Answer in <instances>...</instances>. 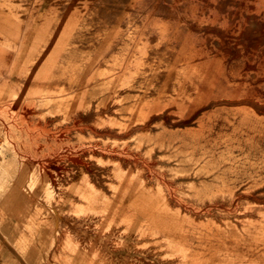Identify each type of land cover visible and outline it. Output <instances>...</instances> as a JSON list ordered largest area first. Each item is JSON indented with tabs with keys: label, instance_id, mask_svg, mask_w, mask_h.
<instances>
[{
	"label": "rangeland",
	"instance_id": "1",
	"mask_svg": "<svg viewBox=\"0 0 264 264\" xmlns=\"http://www.w3.org/2000/svg\"><path fill=\"white\" fill-rule=\"evenodd\" d=\"M9 1L30 42L56 18L75 20L43 98L22 99L21 77L2 85L0 74V159L14 155L28 172L23 193L0 202V264H264V0ZM106 38L112 49L92 63ZM20 43L0 57L8 74L30 65ZM76 83L90 85L73 123ZM27 121L37 142L23 138ZM79 185L87 196H74ZM140 186L156 196L145 205L162 208L161 225L140 227ZM109 235L115 243L103 246Z\"/></svg>",
	"mask_w": 264,
	"mask_h": 264
},
{
	"label": "bare ground",
	"instance_id": "2",
	"mask_svg": "<svg viewBox=\"0 0 264 264\" xmlns=\"http://www.w3.org/2000/svg\"><path fill=\"white\" fill-rule=\"evenodd\" d=\"M236 1V0H235ZM252 2V1H251ZM147 3V2H146ZM13 3L10 2L9 0H5L3 4H0V31H1V34L2 36H4L5 38H8L9 40V43L12 47V51H15L16 48H17V44H21V40H23V42H25L27 44L25 48V50H23V54H22V60L26 57L27 58H30L29 61H30V65L24 69V70H21V72H19V70L15 69V68H12V70L8 73L7 70L5 69V67L1 66L0 67V74L3 75L2 76V85H9L10 83L7 82L8 80H10V78L12 76H20L21 77V82L20 84L18 85V95H20V97L23 99H27V100H31L32 98H35L37 96H41L43 98V96H45V94L47 93V90H48V85L50 84L47 80L49 79V76L52 74H54V72L48 70L47 66L48 64H54V61H56L57 59L59 58H63L65 57L67 54L65 53V49H66V45H68V43L70 42L69 39H66V36H67V32L68 30H70L71 26L73 25V22H74V18H64V19H59V18H56V24H55V28L54 30L49 34L47 35L45 38H41V39H35V40H32L31 41V35H32V28L29 27L30 24L26 23V24H23L25 23L26 21H23L21 19V14L19 13V10L18 9H15L14 8V5H12ZM199 5V4H198ZM258 5V4H257ZM256 5V6H257ZM262 5V4H261ZM163 6V5H162ZM166 6V5H165ZM182 7V6H181ZM168 8V7H167ZM184 8V7H183ZM249 9V8H248ZM253 9V8H252ZM256 9V7H255ZM180 10V8H179ZM245 10V9H244ZM208 11V10H207ZM248 11V10H247ZM255 12L252 13L254 16L253 17H258L260 16L258 11L257 10H254ZM181 12V10H180ZM205 13V12H204ZM227 13V12H226ZM249 14V13H248ZM24 15V14H23ZM218 15V14H217ZM24 17V16H23ZM219 17V16H218ZM229 17V16H228ZM61 18V17H60ZM264 18V17H263ZM229 19V18H228ZM55 20V19H54ZM247 24V23H246ZM264 24V23H263ZM28 26V28L26 29V31L24 32V34L21 36L20 35V28H22L23 26ZM196 25V24H195ZM201 25V24H200ZM52 26V25H51ZM62 26V27H61ZM225 26V25H224ZM194 27V26H193ZM198 27V26H196ZM230 27V26H229ZM244 27V26H243ZM180 30V27L178 28ZM177 29V31H178ZM230 29V28H229ZM227 30V29H226ZM225 30V31H226ZM232 31V30H231ZM41 32L42 34V31H39ZM228 32V31H227ZM200 35V34H199ZM42 36V35H41ZM177 36V35H176ZM203 36V35H202ZM175 37V36H174ZM190 37V36H189ZM231 37V36H230ZM189 39V38H188ZM211 39V38H210ZM4 39H0V42L3 41ZM206 40V39H205ZM113 42L114 40L113 39H107L106 40H103V42H101L98 46V48L96 49V51L94 52V55L91 56V60H92V63L95 62V60L99 59L100 57H102L106 52L110 51L113 47ZM209 42V41H207ZM170 43V42H169ZM245 43V42H244ZM247 43V41H246ZM243 44V43H242ZM208 45V44H206ZM230 45V44H229ZM228 45V46H229ZM170 46V45H169ZM172 46V45H171ZM211 46V45H210ZM209 46V48H210ZM244 46V45H243ZM231 47V46H230ZM247 47V46H246ZM253 47V46H252ZM170 48V47H169ZM264 48V47H263ZM239 49H242L241 47ZM255 49V48H254ZM208 50V49H207ZM11 52H6L3 48L0 47V57L1 58H4L5 60H9V59H12L11 57ZM203 51V50H202ZM169 52V51H168ZM236 53V52H235ZM234 53V54H235ZM241 53V52H240ZM261 53V52H260ZM212 54V53H211ZM214 54V53H213ZM212 54V55H213ZM216 54V53H215ZM224 54V53H222ZM226 54V53H225ZM165 55V54H164ZM209 55V54H208ZM227 55V54H226ZM239 55V54H238ZM166 56V55H165ZM164 56V57H165ZM207 56V55H206ZM15 57H18V55H16ZM203 57V55H202ZM246 57V56H245ZM77 58V57H76ZM227 59V58H226ZM234 59V58H233ZM241 59V58H240ZM15 62V64H13V66L15 67L16 64H17V61H16V58H14L13 60ZM237 61V60H236ZM243 61V60H242ZM75 62V60H74ZM207 63V62H206ZM264 63V62H263ZM59 64H57L58 66ZM12 66V67H13ZM206 66V65H205ZM263 66V65H262ZM244 72V71H243ZM246 72V71H245ZM258 72H262L261 70L258 71ZM85 73V71L83 72ZM249 73V72H248ZM17 74V75H16ZM250 74V73H249ZM8 75V76H7ZM60 75H65V77L67 76L68 78H72L74 73L72 71H67V70H64L60 73ZM193 76V75H192ZM262 78V76L260 77ZM249 79V78H248ZM264 79V78H263ZM256 80V78H255ZM59 81V80H58ZM76 81V79H75ZM192 81V80H191ZM194 81V80H193ZM192 81V82H193ZM260 81V80H259ZM258 81V82H259ZM57 82V81H56ZM191 83V82H190ZM194 83V82H193ZM47 84V85H45ZM157 84V83H156ZM10 85H14V84H10ZM90 84L88 83H76L75 86L77 88V92L74 93L72 95V97L70 99H72L71 102L73 104L72 106V111L69 112L70 113V116L72 118V121L73 123H75V119L76 117L78 116L79 112H80V106H81V102H82V98L84 96V92H85V89H86V86H88ZM187 85V84H186ZM41 86V87H39ZM121 86V85H120ZM116 87V88H113V90L110 92V95H108L110 98L114 99L117 97V94L118 92L121 90V87ZM155 86V85H154ZM196 86V84L194 85ZM193 86V88H194ZM70 87V86H69ZM196 88V87H195ZM66 89V88H65ZM186 90V89H185ZM193 91V90H192ZM195 91V90H194ZM95 92V91H94ZM183 93V92H182ZM191 93V92H189ZM184 94V93H183ZM14 95V94H13ZM185 95V94H184ZM1 96V95H0ZM17 95H14V97H16ZM49 96V95H48ZM107 96V97H108ZM18 97V96H17ZM189 97V96H188ZM182 98V97H181ZM188 99V98H187ZM221 99V98H220ZM219 99V101H220ZM18 100V99H17ZM52 100V99H51ZM147 100V99H146ZM222 100V99H221ZM243 100V99H242ZM9 101V100H8ZM14 101V99H13ZM181 101V100H180ZM229 101H232V100H229ZM237 101V100H235ZM250 101V100H249ZM52 102V101H51ZM145 102V100H144ZM148 102V101H147ZM188 102V101H187ZM211 102V101H209ZM256 102V101H255ZM70 103V104H71ZM181 103V102H180ZM235 103V102H234ZM111 104V103H110ZM262 104V103H261ZM260 104V105H261ZM32 105V104H30ZM55 105V104H54ZM61 105V104H60ZM186 105V103H185ZM204 105V104H203ZM207 105V104H206ZM29 105H27L26 109L24 110L23 109V112L26 113V114H29V112H31V107L28 108ZM68 106V105H66ZM201 106V105H200ZM61 107V106H59ZM213 107V106H212ZM16 108V107H15ZM23 108V107H22ZM25 108V107H24ZM58 108V107H57ZM67 108V107H66ZM65 108V109H66ZM208 108V107H207ZM258 109V108H257ZM45 110V109H44ZM54 110V109H53ZM203 110V109H202ZM110 111V110H109ZM201 111V110H200ZM23 112H21L23 114ZM163 112V111H162ZM259 112V111H258ZM92 113V112H91ZM166 113V112H165ZM260 113V112H259ZM12 115V114H11ZM14 115V113H13ZM12 115V116H13ZM16 115V114H15ZM14 115V116H15ZM44 115V114H43ZM63 115V114H62ZM50 116V115H49ZM52 116V115H51ZM19 117V116H18ZM24 117V116H23ZM45 117V116H44ZM1 118H3L1 116ZM22 118V117H21ZM25 118V117H24ZM62 118V117H61ZM14 119V117H13ZM12 119V120H13ZM19 119V118H17ZM23 119V118H22ZM63 119V118H62ZM141 120V119H140ZM5 121V120H4ZM53 121V120H52ZM77 121V119H76ZM12 122V121H10ZM39 122V121H38ZM148 122V121H147ZM2 123V121H1ZM140 123V122H139ZM149 123V122H148ZM25 124V123H23ZM36 124V123H35ZM138 124V123H136ZM8 125V124H7ZM15 125V124H14ZM27 125H28V130L26 131V137L24 136L23 138L24 139H27V140H32L33 142H37V137L34 136L33 134L30 133V124L29 122L27 121ZM145 125V124H144ZM147 126V125H146ZM10 127V126H9ZM104 127V126H103ZM106 127V126H105ZM126 127V126H124ZM8 128V127H7ZM6 128V129H7ZM9 129V128H8ZM8 129H7V132H8ZM36 129V128H35ZM97 129V128H96ZM5 130V129H4ZM3 130V131H4ZM6 131V130H5ZM32 131V130H31ZM54 131V130H53ZM37 132H38V129H37ZM13 133V132H12ZM62 133V132H61ZM64 133V132H63ZM6 134H9L6 133ZM5 135V133H4ZM44 135V134H43ZM21 136V135H20ZM9 137V136H8ZM58 137V136H57ZM62 137V136H60ZM60 139V138H59ZM2 140V138H1ZM45 140V139H44ZM8 141V140H7ZM10 141V140H9ZM14 141V140H13ZM47 141V140H46ZM206 142V141H205ZM16 143V142H14ZM40 144V143H39ZM17 145V144H15ZM38 145V144H37ZM88 145V144H87ZM93 145V143L91 144ZM81 146V145H80ZM80 146L78 147L80 149ZM95 146H97L95 144ZM94 146V147H95ZM25 147H28V146H25ZM24 147V148H25ZM40 147V146H39ZM48 147V146H47ZM54 147V146H53ZM59 147V146H58ZM57 147V149H58ZM84 147V146H83ZM98 147V146H97ZM96 147V149H97ZM14 148V146H13ZM17 148V146H16ZM73 148L72 152H76L75 149L76 147H71ZM82 148V147H81ZM86 148V147H84ZM90 148V147H89ZM99 148V147H98ZM106 148V147H105ZM37 149V148H36ZM69 149V147H68ZM78 149V150H79ZM92 150H95V148H93V146L91 147ZM104 149V147H103ZM10 150V148H9ZM12 150V149H11ZM49 150V149H48ZM66 150V149H65ZM88 150V149H87ZM15 151V150H14ZM20 151V150H19ZM30 151V150H29ZM71 151V149H70ZM81 151V150H80ZM112 151V150H111ZM22 152V151H20ZM19 152V154H21ZM26 152V151H25ZM49 152V151H48ZM67 152V151H66ZM87 152V151H86ZM91 152V150H90ZM28 153V152H27ZM36 153V152H35ZM52 153V152H51ZM49 153V154H51ZM62 153V151H61ZM59 152V154H61ZM68 153V152H67ZM82 153V152H81ZM121 153V152H120ZM137 153V152H136ZM165 153V152H164ZM169 153V152H168ZM3 154V153H2ZM18 154V153H17ZM32 154L31 152H29V155ZM75 154V153H74ZM98 154V153H97ZM163 154V153H162ZM27 156V157H30V156ZM39 155V154H38ZM46 155V154H45ZM64 155H67L65 152H64ZM69 155V153H68ZM71 155V154H70ZM69 155V156H70ZM73 155V154H72ZM78 155V154H77ZM76 155V156H77ZM21 156V155H19ZM32 156V155H31ZM162 156V155H161ZM23 157V159H25L24 156H21V158ZM33 157V156H32ZM35 157H37L35 155ZM46 157H48V160L49 159V156L47 155ZM51 157H52V154H51ZM7 158V157H6ZM39 158V157H37ZM45 158V156H44ZM43 158V159H44ZM68 158V157H67ZM80 158V156H79ZM180 158V157H179ZM30 159V158H29ZM40 159H42L40 157ZM39 159V160H40ZM54 159V157H53ZM70 159V158H69ZM38 160V159H37ZM36 161V160H35ZM47 161V160H46ZM80 161V160H79ZM152 162V161H151ZM150 163V162H149ZM60 164V163H59ZM62 164V163H61ZM69 164V163H68ZM21 165V159H18L16 156H10L8 157L7 159L5 160H1L0 159V173L4 174L5 178L2 179L0 181V202L1 201H5L6 202H9V200L14 197L15 195L18 196V194L20 193V191H22L23 193V188L21 187V183L24 179V177L27 175V168H22L20 170V166ZM73 165V164H72ZM170 165V164H169ZM75 166V165H74ZM87 167V166H86ZM14 170V177L12 179H9V174H10V171ZM29 170L33 171L32 174L35 172L34 169H31V168H28ZM193 169V168H192ZM76 170V169H75ZM172 170V169H171ZM195 170V169H194ZM197 170V168H196ZM19 171L21 172V180H19L20 178L16 179L15 176L19 173ZM155 171V170H154ZM18 172V173H17ZM88 172V171H87ZM196 173L198 172L195 171ZM201 172V171H200ZM90 175V174H89ZM198 175V174H197ZM51 176V175H50ZM73 176V175H72ZM150 177V176H149ZM189 177V176H188ZM201 177H205V176H201ZM208 177V176H207ZM34 178L36 177H30L29 179V182H28V185L29 186H32L33 185V182H34ZM52 179V178H51ZM207 179V178H206ZM211 179V178H210ZM62 180V179H61ZM202 181V178L200 179ZM205 180V179H204ZM216 180V179H215ZM12 181V188L9 189L8 185L9 183H11ZM63 181V180H62ZM85 181H86V178H85ZM93 181V180H92ZM49 182V181H48ZM87 183V181H86ZM94 183V182H93ZM202 183V182H201ZM218 183V182H216ZM54 184V183H53ZM49 185V184H48ZM87 185V184H85ZM204 185V184H203ZM27 186V185H26ZM50 187V186H49ZM80 185L79 187H77L78 189H76V194L74 195L75 197H78V196H87L88 193H85L84 191H81L80 189ZM192 187V186H191ZM196 188V187H195ZM26 189H29L28 187ZM48 190V189H47ZM136 190V189H135ZM137 191V190H136ZM53 192V191H52ZM21 193V194H22ZM36 193V192H34ZM51 193V192H50ZM206 193V192H205ZM45 194V193H44ZM219 194V193H218ZM52 195L49 194V196ZM90 196V195H89ZM75 197L72 199L75 203L77 204H80V202L78 201V199H75ZM93 197V196H92ZM91 197V198H92ZM205 198V197H204ZM132 201L131 202H134V201H138V205H137V209H138V213L140 214V216L142 217H146V221L143 222V223H140V227H144L147 223V220L150 222V224H152L153 226H158L159 224V221H158V218H159V214L161 213L162 211V208L159 206V205H155L150 207V206H146L145 205V202L148 200V199H156V196H151V194L148 193V189H146L145 187L143 186H140V189L135 193V195L131 198ZM3 201V202H4ZM40 207V206H39ZM82 207V206H80ZM120 206H118L116 209H119ZM102 221V220H101ZM126 221V220H125ZM131 221V220H130ZM132 222V221H131ZM128 224H129V221H128ZM162 223H160L159 225H161ZM114 226V225H113ZM77 227H79L78 230H75L74 229V234L75 236H80L79 234L81 233V231L84 229L83 226L78 225ZM116 227V225H115ZM117 228V227H116ZM123 230V229H122ZM121 230V231H122ZM126 231V230H125ZM96 232V231H95ZM116 232V229L112 228L110 230V233H115ZM124 232V231H122ZM17 237V236H16ZM82 238V237H81ZM89 239L87 240V238L85 239L86 241H84L85 244L87 245H91L93 247V244H94V240H92V236H89L88 237ZM108 238L110 239H106L105 243H103V246H111L109 245L111 243V241L113 242L114 239L112 238L111 235L108 236ZM112 239V240H111ZM21 242V241H20ZM121 242V241H120ZM83 243V242H81ZM115 243V241H114ZM23 244V243H22ZM78 244V243H77ZM118 244H121L118 242ZM24 245V244H23ZM117 246V244H116ZM94 249V248H93ZM104 249V248H103ZM97 262V261H96Z\"/></svg>",
	"mask_w": 264,
	"mask_h": 264
},
{
	"label": "crops",
	"instance_id": "3",
	"mask_svg": "<svg viewBox=\"0 0 264 264\" xmlns=\"http://www.w3.org/2000/svg\"><path fill=\"white\" fill-rule=\"evenodd\" d=\"M75 230H78L79 229V227H76V228H74Z\"/></svg>",
	"mask_w": 264,
	"mask_h": 264
}]
</instances>
